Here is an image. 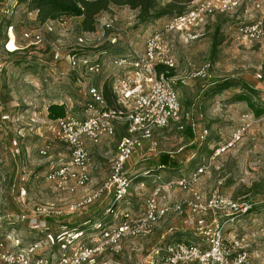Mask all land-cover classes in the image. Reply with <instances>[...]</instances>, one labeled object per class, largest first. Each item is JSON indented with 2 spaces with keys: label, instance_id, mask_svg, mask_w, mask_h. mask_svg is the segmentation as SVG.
Instances as JSON below:
<instances>
[{
  "label": "rangeland",
  "instance_id": "374dc122",
  "mask_svg": "<svg viewBox=\"0 0 264 264\" xmlns=\"http://www.w3.org/2000/svg\"><path fill=\"white\" fill-rule=\"evenodd\" d=\"M30 1L0 0V47L5 44L6 26L14 24L17 42L15 45L11 34L9 48H19L13 54L0 56V64L4 68L0 72V235L18 234L24 247L38 243L39 255L54 259L61 252L60 246L52 245L46 234L19 223L17 214H31L39 207L50 208L57 218L50 220L48 233L58 237L75 230V225H78L77 229L86 230L90 224L86 225L83 219L91 214L97 216V221L102 219L108 206L104 201L74 215H65L70 204L83 194L82 190L75 194L61 192L47 180L52 166L70 160L69 149L54 138L55 123L47 118L48 107L52 103H63L70 114L76 118L82 116V103L88 87L93 84L102 89L105 82L111 83L123 74V69L112 65L114 56L135 58L143 55L147 38L166 20L149 28H138L136 11L127 7L113 8L103 15L104 20L111 22V28H100L98 23L97 32L83 33L79 29V21L68 18L66 28L57 27L52 33L46 27L41 28L42 41L34 45L23 39V34L32 28L30 25L35 29L39 27L30 14ZM258 16L240 9L210 17L190 36H170L169 52L175 62L184 125L194 129L199 149L193 151L192 141L186 132L175 126L157 131L154 138L158 145L157 153L148 151L150 144L145 142V156L134 158L129 166V176L134 181L125 200L126 208L133 214L141 213L152 192L154 177L151 175L159 172L161 154H169L179 162V170L175 172L162 170L164 181L189 176L201 163H205L216 143L229 140L234 130L250 116L256 123L243 142L218 159L198 186L204 198L219 192L235 201L252 202L254 212L229 226L227 231V238L232 240L234 231L246 228L243 236L251 253L249 264H264V128L258 121L260 118L254 116L247 104L236 102L235 97L249 93L247 88L250 87L254 90L251 93L253 101L264 106V41L240 42L237 30ZM81 37L86 40L82 48L77 45ZM114 37L118 43L111 45ZM56 51L64 56L86 54L91 60L103 64V76L86 75L81 70H72L64 62H55L53 54ZM202 69H206L211 77L205 79L192 75ZM225 81L234 83L235 87L212 94L215 84ZM116 129V136L103 139L94 154L98 167L97 187L110 176L117 147L127 136L124 120L117 122ZM204 130L208 131V140H200ZM48 144H51L49 155L42 156L40 151ZM146 172L150 174L145 175ZM139 182H145L146 186L141 188ZM187 197L184 192H172V201ZM12 214L15 216H10ZM109 218L111 223L117 222L114 216ZM186 219V214L170 216L158 224L152 236L127 240L123 242V251L119 255L107 253L98 262H139L153 247L177 241L178 236H182V240L199 243L200 239L185 227ZM72 227L75 228L72 230ZM8 245L12 250L11 244Z\"/></svg>",
  "mask_w": 264,
  "mask_h": 264
},
{
  "label": "built area",
  "instance_id": "2783aa9c",
  "mask_svg": "<svg viewBox=\"0 0 264 264\" xmlns=\"http://www.w3.org/2000/svg\"><path fill=\"white\" fill-rule=\"evenodd\" d=\"M240 9L247 14L259 16L251 23L238 27L237 40L252 43L264 41V0H194L187 14L163 22L161 28L152 32L147 38L143 55L133 59L111 60L113 66L124 70L122 75L110 83L117 107H108L102 89L90 85L85 93L87 102L82 116L76 118L69 113L53 122L54 138L69 149L70 160L59 166H52L47 174V180L61 192L75 194L86 190L81 198L70 204L66 213L74 215L107 201L105 217L94 223H85L90 224L86 230L75 229L58 237L47 234L46 239L61 248L59 256L54 259L38 256V243L19 249L21 243L18 239L1 234L0 264H123L98 260L107 253L119 255L123 251V242L150 237L161 221L182 214L187 215L185 227L200 239L199 243L178 239L161 244L153 247L142 261L129 264L250 263L248 245L235 238L229 240L227 231L229 226L249 214L252 204L235 201L219 192L204 198L198 189L201 178L212 170L216 161L237 148L251 131L256 121L250 116L242 126L234 130L229 140L215 145L205 163L189 176L164 181L161 172L165 168L158 166L159 172L151 175L154 177L152 192L141 213L133 214L126 208L128 204L125 202L134 181L129 176V166L134 158L141 159L145 156V142L150 144L148 151L157 153L158 145L154 139L157 131L170 126L181 131L185 129L178 80L176 76L167 78L164 72L158 70L160 66L175 69V62L169 52L170 36H190L194 29L206 23L210 17L234 13ZM67 19L40 25L24 33L23 39L38 45L42 41L41 28L46 27L52 33L57 27L66 28ZM99 23L100 28L112 27L111 22L104 19H100ZM11 34L16 45L14 28L9 27L6 42L0 47V56L18 51L17 46L15 50L9 48ZM117 43V37L111 39V45ZM85 44V38L78 39V46L82 48ZM79 51L83 52L82 49ZM53 57L55 62H64L72 70H81L86 75L99 76L104 71L101 62L91 60L86 54L64 56L56 51ZM3 69L0 64V72ZM192 75L205 79L211 77L206 69ZM120 120H124L127 125V136L117 147L110 176L97 188L87 191L92 184L94 167L88 144L100 145L103 139L114 138L117 134L116 124ZM258 121L264 128V116ZM207 135L208 131L204 130L200 140H204ZM14 144L17 146V142ZM50 149L51 144H48L40 154L48 156ZM149 174L150 172H146L145 175ZM145 186V182L140 183L141 188ZM175 191L184 192L188 197L172 201V192ZM111 216L117 219L116 223L107 221ZM52 217L54 218L50 208L39 207L31 214H21L19 221L27 223L31 230L41 231L48 229L47 220ZM75 241L78 243L74 244ZM8 243L13 247L12 250Z\"/></svg>",
  "mask_w": 264,
  "mask_h": 264
},
{
  "label": "trees",
  "instance_id": "16d2710c",
  "mask_svg": "<svg viewBox=\"0 0 264 264\" xmlns=\"http://www.w3.org/2000/svg\"><path fill=\"white\" fill-rule=\"evenodd\" d=\"M193 1L194 0H31L29 4V10L30 12H34L37 14L36 24H38L39 26L45 25L48 22H56L62 18H71L77 19L79 21V29L81 30V32L95 33L98 30L99 20L105 13L111 11L113 8L127 7L133 11H136L138 21L137 27L149 28L158 21H167L175 17L187 14L191 9ZM9 27H13L15 34L17 35L16 27L14 24H8L6 26L5 32L7 33ZM30 28V30H32L34 26L30 25ZM114 58L133 59L131 58V56L126 55H116V57L114 56ZM158 70L160 72H164L167 78L176 76L175 69L173 68L160 66ZM233 87H235V84L230 81L217 83L212 90V94H220ZM247 89L249 90V93L245 92L236 96L235 101L246 103L250 110L254 113V116L257 118H261L262 116H264V106L257 105L253 101V97L251 94L254 93V90L250 87ZM102 92L108 107L116 108V100L111 90V85L108 81L104 83ZM86 102L87 100L84 99L82 103L83 109ZM68 114L69 112L67 110L66 104L52 103L48 107L47 118L49 121L55 122L58 119L66 117ZM183 131L186 132L187 137L192 141V146L194 147L193 151L199 149L198 144L195 143L196 133L194 129L191 127H185ZM208 138L209 136H206V140H208ZM218 144L219 143H216V145ZM211 154L212 150L206 157V160ZM202 164L204 163H201L200 166ZM158 166H163L167 171L175 172L179 170L178 160L169 154H161ZM253 212L254 208H251L248 215L252 214ZM51 219L47 220L48 225L50 224L49 222ZM77 226L78 225H75L76 228L72 227L70 229H77ZM178 239H182V236H178Z\"/></svg>",
  "mask_w": 264,
  "mask_h": 264
},
{
  "label": "crops",
  "instance_id": "0c3cea01",
  "mask_svg": "<svg viewBox=\"0 0 264 264\" xmlns=\"http://www.w3.org/2000/svg\"><path fill=\"white\" fill-rule=\"evenodd\" d=\"M30 14H33V19H35V20H33V21H35V23H36V17H37V14L36 13H34V12H32V13H30ZM104 17L102 16V18L101 19H103ZM77 20V19H76ZM49 24L50 23H52V22H48ZM48 23H46V24H48ZM6 33V32H5ZM4 33V34H5ZM5 41H6V38H5ZM4 43V42H3ZM102 76H103V74H102ZM105 79H107V78H105ZM93 85V84H92ZM95 86H97L98 88L100 87L99 85H95ZM103 87V86H102ZM61 104H63V103H61ZM47 115H48V110H47ZM79 117H81V116H79ZM51 122V121H50ZM97 145H92L91 143H89L88 144V148H89V150H90V152H91V155H92V158H93V162H94V167H93V170H92V184L89 186V188L87 189V191H90V190H93V189H95V188H97V171H98V167H97V159H96V157H95V155L94 154H96V151H97ZM100 147V146H99ZM63 164V163H62ZM61 165V164H60ZM82 193H86V190L84 191V190H82L81 191ZM24 212H21L20 214H17L16 215V217H18V221H19V217L21 216V214H23ZM65 215H69L68 213H66L65 212ZM10 216H15V214H12V215H10ZM9 216V217H10ZM59 216H62V215H59ZM97 217V216H96ZM95 216H93L92 214H91V216H87V217H85L83 220H80V221H83V222H85V223H94V222H97V218H96ZM54 218H57V217H54ZM80 218H81V216H80ZM108 220H110L109 222L111 223V219L110 218H108ZM92 221H94V222H92ZM19 223H21V224H24L25 226H28V224L27 223H22V222H20L19 221ZM29 227V226H28ZM65 229L68 231L69 230V227L68 226H66L65 227ZM48 231H50V228H49V226H48V229L47 230H41L40 232L41 233H44V234H49L48 233ZM241 231H243V232H241ZM244 231H247L246 230V228H244V230H242L241 228H239V230H238V232H233L232 234H233V239L235 238V239H238V240H241V241H243V242H246V241H244L245 240V238H244V236H243V234H244ZM69 232V231H68ZM4 234V233H3ZM51 234V233H50ZM9 235H11V234H9ZM11 237H13V238H16V239H18L19 241H20V243H21V246H20V248L19 249H24V248H26V247H24L23 246V244H22V240H21V237L17 234H14V236H11ZM32 244V243H31ZM30 244V245H31ZM34 244V243H33ZM30 245H28V246H30ZM40 253H39V250L37 251V255L38 256H40L39 255Z\"/></svg>",
  "mask_w": 264,
  "mask_h": 264
}]
</instances>
